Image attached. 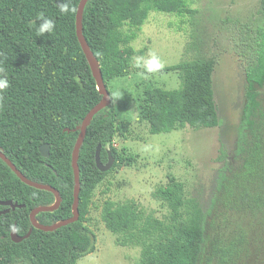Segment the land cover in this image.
Segmentation results:
<instances>
[{
    "label": "trees",
    "instance_id": "1",
    "mask_svg": "<svg viewBox=\"0 0 264 264\" xmlns=\"http://www.w3.org/2000/svg\"><path fill=\"white\" fill-rule=\"evenodd\" d=\"M80 0H71L75 12L61 14L59 0H0V75L9 87L0 92V150L28 179L56 188L61 203L54 211L39 212L35 219L51 225L72 215L74 178L71 155L81 123L87 112L101 99L87 58L76 35V12ZM193 14L188 0H88L82 16V32L108 89L115 78L130 74L136 51L129 44L135 33L124 34L127 24L139 27L149 11ZM43 13L55 21L51 34L36 35L35 26ZM258 17L243 26L236 43L248 88L244 123L249 126L253 143L246 150L243 176L255 175L264 187L263 142L261 125L254 126L251 116L259 108L253 85L264 83V0H259ZM218 56L197 57L163 67L160 72H176L177 88L146 87L136 99L140 120L146 121L151 134L170 132L189 126L193 129L218 125L212 75ZM134 68V69H133ZM110 94V91H109ZM261 113V117L262 112ZM68 128L69 131L65 129ZM129 122L119 120L109 105L97 112L87 127L78 157L79 218L53 231L32 226L29 213L38 206L54 203L52 192L22 182L0 158V200H11L22 207L0 214V264H76L95 250V235L85 224L92 194L99 182L124 159L113 146L117 135L123 136ZM256 131H255V130ZM48 143L49 155L43 157L39 146ZM101 145L100 159L113 157L110 170L101 172L95 162V150ZM219 158L227 165L226 153ZM225 175L220 189L230 194ZM259 186V185H258ZM245 189V188H244ZM154 196L169 208L166 220L144 212L134 200L103 202L100 216L106 228L117 235L122 246L140 248L136 264H200L206 251L207 215L197 197L185 195L183 185L170 177ZM247 190L241 199L248 200ZM255 202L264 206L260 196ZM0 205V210L5 209ZM15 228L19 242L11 239ZM232 250V248H231ZM223 252L222 243L214 239L210 253Z\"/></svg>",
    "mask_w": 264,
    "mask_h": 264
},
{
    "label": "rangeland",
    "instance_id": "2",
    "mask_svg": "<svg viewBox=\"0 0 264 264\" xmlns=\"http://www.w3.org/2000/svg\"><path fill=\"white\" fill-rule=\"evenodd\" d=\"M188 3L195 13L178 15L152 10L139 27L125 24L121 30L124 34L135 33L129 42L136 51L133 62L135 57L154 52L165 67L216 53L212 87L218 125L199 129L185 126L151 134L148 123L138 116L136 99L146 87L177 88V73L145 74L143 69H137L110 80L108 89L117 117L129 122L124 135L114 137L113 146L127 159L117 163L93 191L85 224L95 235V250L76 264H136L140 248L117 243V235L101 219L102 204L107 199L134 200L144 212L166 220L169 208L154 196V191L170 177L182 183L186 196L197 197L209 211L206 251L200 264H264V206L255 202L258 196L264 199V187L255 175L242 174L248 154L241 149L252 145L253 136L244 123L249 86L236 43L242 25L258 17L259 0ZM253 88L259 108L251 119L255 127H262L264 159V83L254 84ZM117 90L119 96L115 95ZM220 149L226 153L227 165L219 158ZM222 173L224 184L231 187L227 195L219 187ZM243 190L250 196L246 202L241 199ZM214 239L221 241L223 252L211 255Z\"/></svg>",
    "mask_w": 264,
    "mask_h": 264
},
{
    "label": "water",
    "instance_id": "3",
    "mask_svg": "<svg viewBox=\"0 0 264 264\" xmlns=\"http://www.w3.org/2000/svg\"><path fill=\"white\" fill-rule=\"evenodd\" d=\"M88 0H80L77 12H76V35L78 38V41L80 43V46L87 58V61L89 63L92 75L95 79L96 86L98 92L101 94V99L87 112V114L82 119L81 123L75 128L76 130H79L78 136L76 138L75 144L73 146L72 155H71V167L73 172V178H74V186H73V202H72V215L66 219L60 220L54 224L51 225H44L39 223L35 216L39 212H45V211H54L57 209L61 203V195L59 191L54 188L53 186L46 184V183H39L36 181H32L28 179L24 174H22L16 166L11 162L9 158L6 157V155L0 150V158L12 169V171L16 174V176L25 184L32 186L37 189L46 190L49 192H52L55 200L52 205L48 206H38L31 210L29 213V218L32 223V226L34 228L43 230V231H53L56 228H59L61 226H65L67 224L73 223L78 220L79 218V211H78V203H79V191H80V181H79V166H78V157H79V151L81 148V145L83 143L86 130L88 125L90 124L93 116L99 112L101 109L109 105L111 101V96L109 94V91L107 90V87L104 83V80L102 78L100 69H99V62L96 59V57L93 55L92 51L89 48V45L87 44L85 37L82 32V16H83V10ZM66 131H69L68 128L65 129ZM49 149L50 146L48 143H43L39 146V151L43 157H47L49 155ZM100 149L101 145L98 144L95 150V162L97 168L101 172L108 171L111 166L113 165V157L108 154V160L106 163H103L100 159ZM0 205L5 206L6 208L3 210H0V214L8 212L10 209H15L17 207H22L23 204H18L17 202H13L11 200H0ZM30 234V231L25 234L24 236H19L16 233L15 228L11 231V239L14 242H19L23 238H26Z\"/></svg>",
    "mask_w": 264,
    "mask_h": 264
},
{
    "label": "clouds",
    "instance_id": "4",
    "mask_svg": "<svg viewBox=\"0 0 264 264\" xmlns=\"http://www.w3.org/2000/svg\"><path fill=\"white\" fill-rule=\"evenodd\" d=\"M58 10L61 14H68L75 12L76 9L71 7V0H59L57 4ZM37 19L40 23L35 26L36 35H44L45 33L51 34L55 28V21L49 17L44 16L43 13L38 14ZM133 67L143 69L145 74H153L163 69L164 65L161 62L159 56L150 52L146 57H135ZM4 69L0 68V73H3ZM9 87V80L4 75H0V92H3ZM119 96V91L115 93Z\"/></svg>",
    "mask_w": 264,
    "mask_h": 264
}]
</instances>
